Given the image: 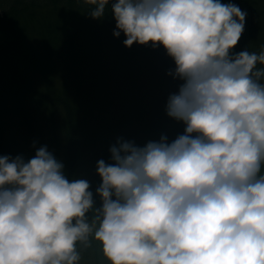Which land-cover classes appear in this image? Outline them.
<instances>
[{
	"label": "clouds",
	"instance_id": "9594fccd",
	"mask_svg": "<svg viewBox=\"0 0 264 264\" xmlns=\"http://www.w3.org/2000/svg\"><path fill=\"white\" fill-rule=\"evenodd\" d=\"M123 44L162 46L184 124L138 145L118 137L100 183L69 178L42 145L0 155V264H264V50L232 49L247 12L222 0H85ZM261 66H257V65Z\"/></svg>",
	"mask_w": 264,
	"mask_h": 264
},
{
	"label": "trees",
	"instance_id": "16d2710c",
	"mask_svg": "<svg viewBox=\"0 0 264 264\" xmlns=\"http://www.w3.org/2000/svg\"><path fill=\"white\" fill-rule=\"evenodd\" d=\"M14 2L16 3L5 10L6 14L0 17V38L7 40H0V70L9 77L0 78V155L15 156L16 149L12 138L16 134H24L25 140L38 147L45 145V141H49L50 144L53 140L59 141L54 134L57 126L56 116L61 112L59 107L64 110L60 125L64 149L60 152L56 145V150L50 151L63 162L65 174L69 178L82 177L87 153L97 152L107 161L111 155L109 148L118 137L131 138L136 144L142 145L144 135L152 128H159L158 131L161 135H166L169 142L183 133L185 127L183 122L169 117L166 112L159 111L160 104L166 107L169 94L176 92L179 84L182 83L169 74L175 65L162 46L153 48L150 42L144 45L134 42L131 46H125L123 33L119 37L113 35L115 21L111 15L103 19L87 15L86 12L91 6L87 5L85 0H14ZM57 2L61 3L62 7L60 6L61 10H58L56 15V11L54 13L53 10L58 9ZM222 2L227 3L229 0ZM231 2L245 10L247 16L251 15V11V13L259 12V17L264 18V0H231ZM71 10L76 11V17L71 16L70 22L61 21L57 24L60 21L58 19L69 16ZM21 15L32 25L34 23L38 26L41 36L45 35L39 45L21 39L23 34H28L24 32L27 27L23 29L17 22ZM78 16H81L80 19ZM76 21L79 22L76 24ZM5 32L7 36L2 38ZM89 37L96 38L95 41L99 44V48L93 49L89 54L90 62H95L98 67V72L94 76L95 83L104 89V95H112L104 100H98V113L90 123L84 125L77 117L80 108L79 99L69 91L76 83L71 79L79 78V71L66 66L64 79L61 87L58 88L48 74L51 66L48 64L55 59L52 52L62 53L59 58L61 61L68 60L70 55L64 56V54L72 53L73 50L85 52L88 48L85 40ZM60 39L62 43L59 44ZM80 39L81 43L78 42ZM241 39L242 35L232 49L233 52L245 49L244 44L240 43ZM100 44L104 46L100 47ZM56 46L59 47L54 49ZM4 52L8 55L2 54ZM22 61L32 66L39 74H44L43 91L24 88L28 86V82L18 64ZM132 65L138 67L135 70L136 74L146 71L148 80L160 90L161 96L160 98L156 96L157 102L154 104L151 93L150 96H141L140 89L135 93L134 90H129L133 87V83L127 81ZM88 69L91 70V66H88ZM82 80H84L83 72L79 84ZM124 104L127 106L121 108L123 112L115 124L112 110ZM150 111H154L155 121L149 124L146 130L144 125L139 124L145 131L141 134L133 122L140 123L138 118H143ZM42 118L45 119L44 123L40 121ZM44 127L48 128L47 134L44 133ZM87 180L90 181L91 190L95 193L100 183L97 172L92 173Z\"/></svg>",
	"mask_w": 264,
	"mask_h": 264
},
{
	"label": "rangeland",
	"instance_id": "374dc122",
	"mask_svg": "<svg viewBox=\"0 0 264 264\" xmlns=\"http://www.w3.org/2000/svg\"><path fill=\"white\" fill-rule=\"evenodd\" d=\"M248 22L249 23H248L247 34L255 35L256 29L258 26L251 20L250 16H249ZM256 40H257V36H255L253 39L248 41V46L250 47V51L259 52V48L256 46ZM257 66L259 67L261 65L258 64ZM83 78L85 80H88V77L86 75H83ZM123 106H127V105L124 104ZM121 108L122 106H118L116 110H113V112L118 114L121 112L120 111ZM155 118H156V115L154 114V111H150L149 113L145 114V116L141 119V122L144 125L153 124L155 121ZM59 119L60 117L57 118V128L55 129L54 133H55L56 138L59 140V147L60 149H62L63 148V136H62L63 133L60 129ZM148 134H149L148 135L149 138H146V140L159 139L161 136V132L156 131V129H153V128L151 129V131H148ZM12 140L14 142L16 152L18 154H22L26 160L31 158L35 154L36 148L30 145L27 141H25L21 135H14ZM52 148H54V146H52ZM85 158H87V160L82 169V177L87 179L88 177H90L93 171H96V162L98 159H100V157L97 155L96 152H90L85 155ZM95 200L96 202L100 201L98 196H96ZM93 247H95V249L97 248V250L92 252L90 251V249H88L85 253L82 251V255H85L84 259H86L89 264H110V262H108L106 258L102 256L99 248L95 244L93 245Z\"/></svg>",
	"mask_w": 264,
	"mask_h": 264
}]
</instances>
